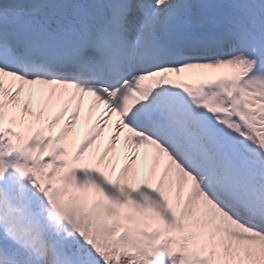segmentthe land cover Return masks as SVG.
I'll list each match as a JSON object with an SVG mask.
<instances>
[{"label":"snow or ice","instance_id":"obj_1","mask_svg":"<svg viewBox=\"0 0 264 264\" xmlns=\"http://www.w3.org/2000/svg\"><path fill=\"white\" fill-rule=\"evenodd\" d=\"M165 256L264 264V0H3L0 264Z\"/></svg>","mask_w":264,"mask_h":264},{"label":"rangeland","instance_id":"obj_2","mask_svg":"<svg viewBox=\"0 0 264 264\" xmlns=\"http://www.w3.org/2000/svg\"><path fill=\"white\" fill-rule=\"evenodd\" d=\"M153 196H155V194H153ZM170 218V217H169ZM181 258V255L179 253L176 254V256L174 257V259L179 260ZM167 262V261H166ZM165 262V263H166ZM168 262L171 264V262L168 260Z\"/></svg>","mask_w":264,"mask_h":264},{"label":"trees","instance_id":"obj_3","mask_svg":"<svg viewBox=\"0 0 264 264\" xmlns=\"http://www.w3.org/2000/svg\"><path fill=\"white\" fill-rule=\"evenodd\" d=\"M163 259H165V257L162 258V260H161V264H163V262H164Z\"/></svg>","mask_w":264,"mask_h":264},{"label":"bare ground","instance_id":"obj_4","mask_svg":"<svg viewBox=\"0 0 264 264\" xmlns=\"http://www.w3.org/2000/svg\"><path fill=\"white\" fill-rule=\"evenodd\" d=\"M78 175H81L82 176V174H78Z\"/></svg>","mask_w":264,"mask_h":264}]
</instances>
